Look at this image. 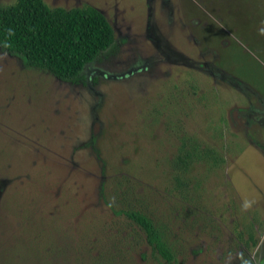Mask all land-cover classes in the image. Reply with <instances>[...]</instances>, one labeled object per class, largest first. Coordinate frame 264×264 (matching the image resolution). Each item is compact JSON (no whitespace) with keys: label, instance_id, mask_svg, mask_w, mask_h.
<instances>
[{"label":"rangeland","instance_id":"rangeland-1","mask_svg":"<svg viewBox=\"0 0 264 264\" xmlns=\"http://www.w3.org/2000/svg\"><path fill=\"white\" fill-rule=\"evenodd\" d=\"M44 1L121 43L93 86L0 51V264H161L123 209L174 264H264V0Z\"/></svg>","mask_w":264,"mask_h":264},{"label":"trees","instance_id":"trees-1","mask_svg":"<svg viewBox=\"0 0 264 264\" xmlns=\"http://www.w3.org/2000/svg\"><path fill=\"white\" fill-rule=\"evenodd\" d=\"M118 42L105 14L89 3L63 7L44 0H14L0 5V50L61 81L85 85V66L101 62ZM190 155L186 151L178 159L186 164ZM121 212L143 232L146 243L163 259L161 264H174L171 249L149 216L135 209Z\"/></svg>","mask_w":264,"mask_h":264},{"label":"flooded vegetation","instance_id":"flooded-vegetation-1","mask_svg":"<svg viewBox=\"0 0 264 264\" xmlns=\"http://www.w3.org/2000/svg\"><path fill=\"white\" fill-rule=\"evenodd\" d=\"M146 1H148V2H150V0H146ZM171 5V2H167V0H166V2H165V5ZM183 26H187L186 24H183ZM115 32V31H114ZM189 35L193 38V40L194 41H196V36L193 34V32L191 31V30H189ZM154 33H155V31H154ZM148 35L150 36V38L151 37H153V38H151L150 40H151V42H152V40H154L153 41V43L155 44V45H157V51L159 52V51H161L160 53H164V55L167 57L168 56V53H166L165 51H163V49H162V43H161V41H160V39L159 38H156V35L154 34V36H152V35H150L149 33H148ZM157 35H161V34H157ZM115 36H116V34H115ZM116 38H117V40L119 41L118 43H121V41L118 39V37L116 36ZM156 39V40H155ZM0 51H2V50H0ZM2 52H4V51H2ZM6 53V52H5ZM8 54V53H7ZM214 55H220L219 53H216V52H214L213 53ZM10 55V54H9ZM168 61H172V62H177V61H180L181 63H184V64H186V65H188V64H191V63H189V61H187V59H185V57H180L179 59L178 58H176L175 60H171V58L168 60ZM90 64H92V63H88L86 66H85V68H84V74H85V85L86 86H93V84H92V80L93 79H95V78H98V77H100V76H103L102 74H100L99 72V68H96V67H94L92 70V72L91 71H89V69H88V66L90 65ZM96 64H98V63H96ZM192 64H194V65H196V63H194V62H192ZM198 64V63H197ZM208 66V67H211V69L212 70H216V66H214V65H212L211 63H208V62H200L199 64H198V66L201 68V67H203V66ZM134 68L133 69H137L136 68V66L135 65H132ZM133 71V70H132ZM216 71H218V74L220 73V76L223 78V79H225V80H227L228 82H230L231 84H235L236 83V81L238 80V79H236L235 80V77L234 76H227V75H223L222 73V71H221V68L219 69V68H217V70ZM222 72V73H221ZM105 74V73H104ZM121 75V74H120ZM122 76H125V75H122ZM73 84H75V83H73ZM77 84H81V83H77ZM237 84V83H236ZM81 85H83V84H81ZM250 111L252 112V114H254V116H256V117H260L259 119H260V121H262L263 122V118H261V116L260 115H263L262 113H263V111H258L257 109H250Z\"/></svg>","mask_w":264,"mask_h":264}]
</instances>
